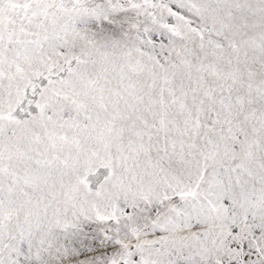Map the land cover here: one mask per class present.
Segmentation results:
<instances>
[{"label": "snow or ice", "instance_id": "6c2138e0", "mask_svg": "<svg viewBox=\"0 0 264 264\" xmlns=\"http://www.w3.org/2000/svg\"><path fill=\"white\" fill-rule=\"evenodd\" d=\"M0 264H264V0H0Z\"/></svg>", "mask_w": 264, "mask_h": 264}]
</instances>
